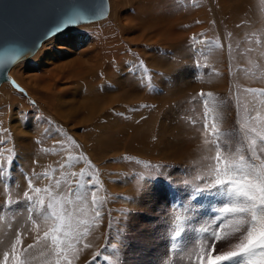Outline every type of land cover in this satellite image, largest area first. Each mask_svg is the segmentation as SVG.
Returning a JSON list of instances; mask_svg holds the SVG:
<instances>
[{
  "label": "rangeland",
  "instance_id": "rangeland-1",
  "mask_svg": "<svg viewBox=\"0 0 264 264\" xmlns=\"http://www.w3.org/2000/svg\"><path fill=\"white\" fill-rule=\"evenodd\" d=\"M108 1L105 19L53 36L32 58L14 67L9 77L29 89L27 97L15 92L16 85L4 83L0 89V184L7 189L0 198V264L5 253L11 264L17 234L23 264H56L51 234L47 241L43 238L54 223L63 225L59 239L75 246L69 254L73 264H189L196 246L182 258L167 249V214L178 202L191 204L186 202L190 186L195 193V186L215 179L217 145L224 158L244 156L240 163L251 166L249 178L264 170V0ZM76 30L79 35L111 31L113 48L105 49L104 59L96 63L102 66L104 61L105 71H89L100 82L83 75L65 82L62 78V84L54 86L55 94L61 92L54 98L46 95L42 105L34 82L50 83L49 73L55 68L89 60L70 54L39 57L54 42L74 37ZM36 60L43 64L36 71L37 81L26 70ZM185 65L201 68L205 78L191 76ZM108 74L118 77L115 87ZM177 75L189 77V87L175 83ZM103 85L113 86L117 101L112 109L105 105L104 118H99L93 108ZM13 92L23 102L10 103L16 98ZM159 95L165 100L159 101ZM74 103L83 105L75 116ZM110 119L117 121L115 130H105ZM160 124L165 126L161 131ZM213 124L216 135L211 134ZM15 173L21 179L11 187L18 181ZM29 180L33 188L48 191H31ZM224 197V204L231 202ZM41 199L43 207L38 204ZM228 219L234 222H225L223 239L216 242L213 254L233 250L247 234L249 225L235 221L248 217L236 214ZM85 231L87 237L77 243L74 237ZM212 243L205 244L206 250Z\"/></svg>",
  "mask_w": 264,
  "mask_h": 264
},
{
  "label": "snow or ice",
  "instance_id": "snow-or-ice-1",
  "mask_svg": "<svg viewBox=\"0 0 264 264\" xmlns=\"http://www.w3.org/2000/svg\"><path fill=\"white\" fill-rule=\"evenodd\" d=\"M74 21L69 18L67 21L68 24L73 23ZM203 96L204 94L201 93ZM210 95V94H209ZM208 124L205 123L204 131H208ZM217 128L216 125L213 124L211 127V134L216 135ZM264 139V137H261ZM255 142L253 141V145ZM256 151L253 148L252 156L256 157ZM244 160V156H239V159H235L232 157L224 158L221 155V149L219 145H217V151L215 155V169L214 176L215 179L213 181H207L203 186H195V192L200 193L205 189L211 190L216 186H220L218 189V194L224 195L226 197L231 198L230 203H225L222 207L218 209V212L222 215L220 216V225L219 230L213 231V243L211 245L210 250L200 249V253L197 256L198 264H264V170L260 172H253L252 177L249 178L247 174V167H251L250 165L245 166L240 162ZM264 163V162H262ZM223 165V166H221ZM239 172V178L236 173ZM3 173V168L0 166V174ZM75 176L76 174L73 173ZM231 185V188L227 186ZM28 187L31 191L35 193H40L42 191L47 192V189L33 188L32 181H28ZM25 197L29 200L32 197L28 192L24 193ZM243 198L241 200L240 198ZM93 203L95 204V192H93ZM39 206H44V200H38ZM52 204L48 205V208L51 209ZM236 214H243L248 217L247 220L240 219L236 220L235 223L238 225H249L246 228V236L243 237L240 243L232 246L233 250L230 251H221L218 254H213L216 252V242L223 239L221 236V232L223 231V227L225 226V222L227 224H231L234 221L228 219L229 216H235ZM53 217L57 220L61 218L57 215L55 211L51 213ZM101 212L97 210L95 212V217L99 218ZM31 220L32 217L30 216ZM47 219V217H45ZM32 224L34 228H38L39 225L35 220H32ZM62 224L54 223L52 228L49 231H45L43 234V238L45 241L48 240L51 234V243L55 246L54 251L57 255L56 264H61V259L65 264H73V259L69 258V254L74 253L75 246L72 243H69L67 239L61 240L59 239V233L61 230ZM240 229L237 228V231ZM201 231L207 232L208 229H202ZM182 230H177L173 236V240L181 236ZM88 235L87 231L82 234L74 237L77 243L81 239L86 238ZM67 237V232L65 233ZM39 242V241H37ZM21 237L17 234L16 241L12 246L11 253V264H23L21 259V255L17 253V245H21ZM61 245H64L62 248ZM33 245L29 244L28 248H32ZM84 248H88L89 245L85 243L83 245ZM115 249L116 245H112ZM175 245L173 248L175 249ZM97 255H100L99 253ZM259 255L260 259H255ZM246 258V259H242ZM107 259V257H106ZM3 264H9V253L4 254Z\"/></svg>",
  "mask_w": 264,
  "mask_h": 264
},
{
  "label": "water",
  "instance_id": "water-1",
  "mask_svg": "<svg viewBox=\"0 0 264 264\" xmlns=\"http://www.w3.org/2000/svg\"><path fill=\"white\" fill-rule=\"evenodd\" d=\"M108 0H0V85L15 86L9 71L41 44L72 27L105 19ZM71 18L74 22L68 24Z\"/></svg>",
  "mask_w": 264,
  "mask_h": 264
},
{
  "label": "crops",
  "instance_id": "crops-1",
  "mask_svg": "<svg viewBox=\"0 0 264 264\" xmlns=\"http://www.w3.org/2000/svg\"><path fill=\"white\" fill-rule=\"evenodd\" d=\"M108 32L109 33H107V32H104V33H101V34H99V35H92V37L94 38V40H95V49H92V50H88V51H86L85 52V55H82L81 57L82 58H88L90 61H92V59H96L95 61H93V62H95V63H97L98 62V59H104V57H103V54L105 53V49H106V51L107 50H111L112 48H113V40H114V38H113V36L110 34V30H108ZM109 35V36H107V35ZM230 37H231V35H230ZM224 40V39H223ZM220 41V40H219ZM209 47H211V46H208L207 48H209ZM222 46H220V47H218V49H220ZM202 48H204L205 49V47L203 46V47H201V48H199V49H202ZM206 48V49H207ZM64 54H67V51H64V50H54V51H51L50 52V55H52V56H56V57H61V56H64ZM225 56H226V63H227V56H228V54H226L225 53ZM84 61H75V62H73V63H71V64H69V65H66V66H68L69 67V69L68 70H59L61 67H57V68H55L54 70H52V71H50V76H49V80H50V83H43V84H40V83H38L37 82V86H39V87H37V90H38V93H39V95L41 96V103H42V105L43 104H45V102H46V95H49V97L50 98H54L55 97V95L56 94H58V93H60L61 91L60 90H55L56 91V94L54 93V86L56 85V84H62V82L60 83V81L62 80V78H63V80H64V82L65 81H67L69 78L70 79H72V78H76V77H79V76H87V80L89 81V79L90 80H92V81H94V82H100L99 81V78H98V76H96V75H94L93 73H91V72H87V73H84V74H79V75H75V76H73L72 74H71V70H70V68L71 67H76V66H80L79 64L80 63H83ZM186 66V70H187V72L191 75H202L201 76V78H203L204 77V74L202 73V71H201V68H197V70L195 71V70H192V66H189V65H185ZM81 67H83V66H81ZM190 67H191V69H190ZM199 69V70H198ZM65 72H67V73H69V76H68V78L67 77H62V75L65 73ZM102 72V71H101ZM191 75V76H192ZM110 75L108 74L107 75V77L108 78H111L112 79V81L114 82H112V85L115 87L117 84L116 83H118L119 82V79H118V77L117 78H115V77H109ZM205 78V77H204ZM203 78V79H204ZM114 79V80H113ZM205 81H206V79H205ZM204 81V82H205ZM116 82V83H115ZM193 83V82H192ZM113 86L112 87H106V86H104L103 85V89H102V93H105V92H110V93H108L107 95H105V96H99V95H97V97H98V105L96 106V107H94L93 108V110H94V112H93V114L94 115H99V118H104V113H103V111H104V106L106 105L107 107H109V108H111V107H113V104L117 101L116 100V95L115 94H112L113 92H112V89L111 88H113ZM195 86V85H194ZM197 87V86H196ZM205 87V86H204ZM215 88H217V87H215ZM97 93H100V92H97ZM69 95H73V94H69ZM162 97V96H161ZM65 99H68V101H72L73 102V100L71 99V98H69L68 96H66L65 97ZM59 100L60 99H58L57 101L59 102ZM100 100V101H99ZM163 100H165V97L163 96L161 99H159V101H163ZM23 102V100L21 99V98H13V99H11L9 102L10 103H12V104H14L15 102ZM75 105V108H73V111L71 112L72 114H73V116H75L76 114H77V112H78V108L77 107H80V106H83L82 104H80V103H78V104H76V103H74ZM60 105V104H59ZM112 109V108H111ZM62 110V109H61ZM179 109H176L175 110V113H177V111H178ZM184 110H185V107H184ZM62 111H65L64 109L62 110ZM179 115H180V113H179ZM109 117H110V112H109ZM161 119H159L158 121H160ZM90 121V120H89ZM175 122H177V121H179V118L176 116V119L174 120ZM173 121V122H174ZM108 124H110V125H108L107 126V128L105 129V130H108V129H110V130H115L116 128H117V121L115 120L114 122H112L111 123V119H110V121H109V123ZM98 126V124L96 123V125H95V127H97ZM160 131L161 130H163L164 129V127H163V124L161 125L160 124ZM159 143H161V141L159 142ZM164 143V142H163ZM162 146H163V144H162ZM161 146V147H162ZM19 179H21V177L20 178H18V181L16 180L15 182H13L14 183V185H17L19 182H20V180ZM18 182V183H17ZM30 204V203H29ZM19 207H21V204H18V209H19ZM27 207V206H26ZM25 210H27V208L25 209ZM13 212H15V211H13ZM35 213V212H34ZM3 216V215H2Z\"/></svg>",
  "mask_w": 264,
  "mask_h": 264
},
{
  "label": "bare ground",
  "instance_id": "bare-ground-1",
  "mask_svg": "<svg viewBox=\"0 0 264 264\" xmlns=\"http://www.w3.org/2000/svg\"><path fill=\"white\" fill-rule=\"evenodd\" d=\"M202 11H203V9H202ZM171 14V13H170ZM181 16V15H180ZM200 16V15H199ZM207 18H208V16H207ZM209 20V19H208ZM101 21V20H100ZM173 24V23H172ZM81 31H75V32H73V34H74V37H70V38H64V40H65V42H62V41H57V42H54L52 45V48L50 49V48H47V49H45L44 50V53H42L41 55H39V57H40V59H41V57H43L44 55H46V54H50V52L51 51H54V50H64V51H67V54H70V55H75V56H82V55H84L85 54V52L86 51H88V50H92V49H94L95 48V40H94V38L92 37V35L91 34H85V35H79V33H80ZM52 38V37H51ZM47 41V40H46ZM44 43H45V41L41 44V46H40V48H42L43 46H44ZM49 47V46H48ZM39 48V49H40ZM39 49L36 51V53L35 54H37V52L39 51ZM34 54V55H35ZM33 55V56H34ZM32 56V57H33ZM32 57H30V58H32ZM29 58V59H30ZM28 60V59H27ZM24 62V61H23ZM21 63V62H20ZM84 63H90V64H88V66H87V68L86 67H81V66H76V67H71L70 68V70H71V74L73 75V76H75V75H79V74H84V73H87L88 71H96V70H101L102 72H104L105 70H103L104 69V61H103V65L101 66V65H99V64H96L95 62H93V61H90V60H87V61H84ZM17 65V64H16ZM14 66L15 68L17 67V66ZM13 67V69H11L10 71H9V73L11 72V71H13L15 68ZM27 69V71L29 72V73H31L32 75H33V78H35V80L37 81V75H36V71H37V69H41V68H43V64L42 63H40V60H36V62H33V64H32V66L31 65H29V66H27L26 67ZM63 70H68L69 69V67L68 66H64V67H61ZM107 68V67H106ZM9 73H8V75H9ZM183 75V74H182ZM182 75H177L176 76V78L174 79V82L175 83H178V85H181V84H183V87H189L188 86V84H187V78H189V77H187V78H183V76ZM191 77V76H190ZM11 78V77H10ZM187 79V80H186ZM215 82H216V80H215ZM221 82H223V80L221 79L218 83H217V85H219V83H221ZM3 84L4 83H2V85H0V89H1V87L3 86ZM17 84H19V85H17ZM17 84H15L16 85V88L14 89L15 90V92L16 91H18V92H20V93H22V94H25L26 95V97L29 95V89L27 88V87H25L24 85H22V84H20V83H17ZM33 85H35V86H37V84H36V82H34L33 83ZM191 86V85H190ZM37 89V88H36ZM15 92H13L14 93V95L17 97V98H19L20 96H18L17 94L18 93H15ZM108 93H110V92H105V93H97V95H99V96H105V95H107ZM164 95V94H163ZM159 97H161L160 95H159ZM16 107V106H15ZM73 108H75V106H73ZM18 115V114H17ZM34 118V117H33ZM35 119V118H34ZM19 122V121H18ZM17 122V123H18ZM39 123H41V122H39ZM38 124V123H37ZM180 125V124H179ZM163 127H165V126H163ZM176 127V126H175ZM170 128H173L172 126L170 127ZM18 129V128H17ZM13 131H15V129L13 130ZM16 136H17V134H16ZM20 137V136H19ZM19 139V138H18ZM29 140V139H28ZM23 141H21V143H22ZM25 142V141H24ZM28 143V142H27ZM25 145V144H24ZM26 146V145H25ZM26 147H24V149H25ZM14 170L17 172V170L14 168ZM20 172V171H19ZM15 175H16V178H20V175H19V173H15ZM13 186H15L14 185V183H12V186L11 187H13ZM7 189L3 186V185H1L0 184V198H2V197H4V195L6 194V191ZM10 191V190H9ZM8 194V193H7ZM6 196V195H5Z\"/></svg>",
  "mask_w": 264,
  "mask_h": 264
}]
</instances>
